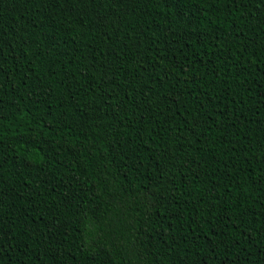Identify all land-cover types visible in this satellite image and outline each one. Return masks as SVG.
<instances>
[{"label": "trees", "instance_id": "trees-1", "mask_svg": "<svg viewBox=\"0 0 264 264\" xmlns=\"http://www.w3.org/2000/svg\"><path fill=\"white\" fill-rule=\"evenodd\" d=\"M0 264H264V0H0Z\"/></svg>", "mask_w": 264, "mask_h": 264}]
</instances>
